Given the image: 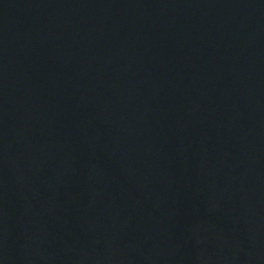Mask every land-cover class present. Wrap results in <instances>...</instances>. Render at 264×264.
Listing matches in <instances>:
<instances>
[{
  "label": "water",
  "instance_id": "1",
  "mask_svg": "<svg viewBox=\"0 0 264 264\" xmlns=\"http://www.w3.org/2000/svg\"><path fill=\"white\" fill-rule=\"evenodd\" d=\"M0 264H264V0H80L2 55Z\"/></svg>",
  "mask_w": 264,
  "mask_h": 264
}]
</instances>
